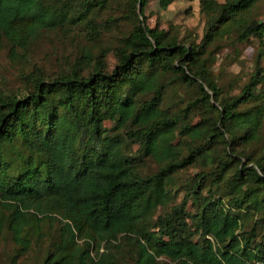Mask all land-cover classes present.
<instances>
[{
  "label": "trees",
  "instance_id": "1",
  "mask_svg": "<svg viewBox=\"0 0 264 264\" xmlns=\"http://www.w3.org/2000/svg\"><path fill=\"white\" fill-rule=\"evenodd\" d=\"M113 1L129 30L111 66L90 43L68 71L35 66L20 88H0L3 264L31 252L32 264H264L262 52L235 95L213 71L225 42H264L262 0H199L200 38L147 24L145 9L174 0H0V41L12 59L48 29L97 41V12ZM194 165L185 195L197 211L186 216L184 198L157 213L168 181Z\"/></svg>",
  "mask_w": 264,
  "mask_h": 264
},
{
  "label": "rangeland",
  "instance_id": "2",
  "mask_svg": "<svg viewBox=\"0 0 264 264\" xmlns=\"http://www.w3.org/2000/svg\"><path fill=\"white\" fill-rule=\"evenodd\" d=\"M222 1V0H220ZM125 6L121 2L113 1L106 7L98 10V22L104 28L97 41L90 42L87 30L76 26L69 29L57 28L48 29L38 33L23 52L19 50L16 58L12 59L9 50L10 46L4 40L0 41V88L18 89L23 84V75L39 67L48 76H54L66 72L70 69L74 58H76L82 48L91 45L101 50L107 51L106 62L110 66L114 62L111 48L118 44L122 35L128 32V24L124 21L123 14ZM147 24L150 27H158L166 30L169 34H177L180 37L191 35L200 38L204 30V18L199 11V0H174L165 10L156 6L152 9H145ZM254 15L258 19L264 20V0H262L254 10ZM263 44V45H260ZM264 42L257 39L232 44L230 41L215 52L216 61L214 63V76L222 89V94H237L240 88L248 82L254 72L258 55L262 52L260 65L264 69ZM180 96L188 99L192 97V92L188 89H178ZM176 101L177 98L174 97ZM193 113V122H196L205 112L200 110ZM204 113V114H203ZM106 124H109L106 122ZM264 142V124L262 128ZM260 147V146H259ZM136 148V146H133ZM259 150L258 152H260ZM147 171L151 172L157 168V164L150 158L144 159ZM200 171L198 165L185 168L176 173L173 179L168 181L167 203L158 208L157 213L166 212L170 208L180 204L184 198L183 210L186 216L194 214L199 208L197 198L186 194L192 176ZM192 177V178H191ZM191 178V179H190ZM187 183V184H186ZM204 193V191H202ZM187 222L192 224L194 220L187 218ZM4 246L0 244V261L3 264ZM34 254L23 260L25 264H32Z\"/></svg>",
  "mask_w": 264,
  "mask_h": 264
}]
</instances>
